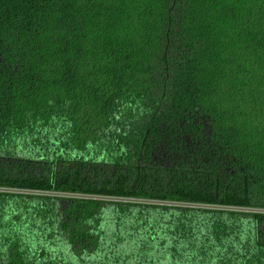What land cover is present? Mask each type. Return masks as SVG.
Here are the masks:
<instances>
[{
  "label": "trees",
  "instance_id": "1",
  "mask_svg": "<svg viewBox=\"0 0 264 264\" xmlns=\"http://www.w3.org/2000/svg\"><path fill=\"white\" fill-rule=\"evenodd\" d=\"M0 264H264V0H0Z\"/></svg>",
  "mask_w": 264,
  "mask_h": 264
},
{
  "label": "rangeland",
  "instance_id": "2",
  "mask_svg": "<svg viewBox=\"0 0 264 264\" xmlns=\"http://www.w3.org/2000/svg\"><path fill=\"white\" fill-rule=\"evenodd\" d=\"M0 191H8V190H1ZM8 192H15V191H8ZM234 211H243V212H247V213H259L262 214L264 213V211L262 210H250V209H233Z\"/></svg>",
  "mask_w": 264,
  "mask_h": 264
}]
</instances>
